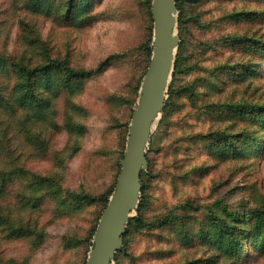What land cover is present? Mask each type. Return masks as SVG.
Returning a JSON list of instances; mask_svg holds the SVG:
<instances>
[{
	"label": "rangeland",
	"instance_id": "rangeland-1",
	"mask_svg": "<svg viewBox=\"0 0 264 264\" xmlns=\"http://www.w3.org/2000/svg\"><path fill=\"white\" fill-rule=\"evenodd\" d=\"M64 2L52 1L57 11L46 16L28 12L17 0H0L1 54L34 64L45 56L67 58L91 71L107 62L80 88L52 97L42 118L23 109L15 116L0 110V171L9 176L0 192V215L6 218L0 223V264H85L151 55V3L94 0L88 21L67 23L59 19ZM176 2L181 48L167 97L170 87L187 85L194 95L175 97L167 123L158 121L152 132L140 195L148 225L125 235L113 264H232L216 257L210 245H182L172 223L186 219L194 230L205 216L223 218L224 208L248 212L264 204V148L258 156L246 151L219 161L208 154V139L195 138L220 129L238 135L249 124L229 119L227 106L264 105V63L237 43L239 37L264 42V0ZM240 12L252 15L236 16ZM248 62L256 73L238 77ZM29 180L39 184L32 193ZM31 195L38 197L37 207L28 204ZM18 224L28 227L29 236L12 235ZM238 264H264V256L246 253Z\"/></svg>",
	"mask_w": 264,
	"mask_h": 264
},
{
	"label": "trees",
	"instance_id": "trees-1",
	"mask_svg": "<svg viewBox=\"0 0 264 264\" xmlns=\"http://www.w3.org/2000/svg\"><path fill=\"white\" fill-rule=\"evenodd\" d=\"M17 1L22 4L23 9L35 15L45 14L47 16L53 11H57L53 10L54 5L52 1L57 2L58 0ZM93 2L94 0H65L59 19L67 23L88 21L89 11L93 6ZM146 3L150 5L151 2L150 0H146ZM176 5L177 10H179V3L176 2ZM245 13L240 12L236 16L252 15L250 12ZM262 16V13H254L253 18H261ZM150 20L152 22L151 16ZM237 43L240 44L246 55L258 56L257 59H261V62L258 60L259 65L264 63V42H259L249 37H239L237 38ZM145 46L147 47L148 55H150V39L145 43ZM180 48L181 42L178 46V51ZM42 50L45 53L48 51L46 45L42 47ZM148 62L149 59L145 62L142 74L145 72ZM106 63V61L101 63L97 70L91 71L73 67L67 58L49 59L45 56L43 63L34 64L24 58H9L0 53V110L5 114L7 112L9 115L15 116L18 110L23 109L25 114L32 113L34 117L42 118L50 107V99L52 97H56L61 90L72 93L75 88H80L86 78L92 76L96 71H100V67L105 66ZM178 64L179 58L176 59L174 64L176 70ZM241 67L243 72L238 77L251 76L256 73H254L252 62H248L247 65L243 64ZM241 70H237L236 73H239ZM8 77L12 78L11 83H6L4 80V78L8 79ZM45 93L50 95H46ZM183 95H189L190 97L194 95L190 85L182 88L170 87L165 102V110L159 120L158 126L167 123V115L173 99ZM227 109L225 113H227L229 119L247 123L249 124L248 128L235 136L227 134L224 129H220L206 135H198L195 138L202 141L208 139V154L215 160L223 161L228 158L243 156L246 151L249 154H254V156L260 155L264 148V105L235 103L228 105ZM6 127L8 128V126ZM254 131L256 134L252 133ZM5 133L2 130L1 135ZM234 137L235 140L233 139ZM234 141H237L239 146H236ZM122 156L123 153L119 156V159ZM146 157L149 162L147 154ZM146 174L148 173L145 171L141 173L142 187L143 178ZM8 179V174L0 171V192L3 190L4 184ZM37 181L38 183L40 182L39 179ZM37 181L29 180L26 184V189L31 193L34 189L37 190L38 188L36 187L39 186V184H36ZM111 192L109 190L104 197L103 208L107 203V196ZM37 198L31 195L27 196L26 199L30 206L37 207L40 203ZM186 204L189 206V202ZM144 207L145 200L142 199L139 202L136 216L129 221L126 227L125 234L122 237V248L126 243L125 235L128 232L148 225L142 214ZM223 211V218L213 214L203 217L202 222L194 230H191L188 226V220L186 219L172 223L179 242L184 246L192 245L195 241L210 245L208 247L213 249L216 257L229 260L232 264H238L246 253L264 256V204L253 206L248 212L231 208H224ZM5 221L6 218L0 215V223ZM27 229L28 227L24 224H18L13 227L12 235L19 238L27 237L29 236ZM94 230L95 228L92 230V234ZM122 248L116 253L115 259L121 253ZM211 262H213L212 259H210Z\"/></svg>",
	"mask_w": 264,
	"mask_h": 264
},
{
	"label": "water",
	"instance_id": "water-1",
	"mask_svg": "<svg viewBox=\"0 0 264 264\" xmlns=\"http://www.w3.org/2000/svg\"><path fill=\"white\" fill-rule=\"evenodd\" d=\"M151 55L133 105L127 141L119 159L116 182L92 235L85 264H113L122 237L137 209L141 173L147 168V147L164 109L180 39L176 0H151Z\"/></svg>",
	"mask_w": 264,
	"mask_h": 264
}]
</instances>
